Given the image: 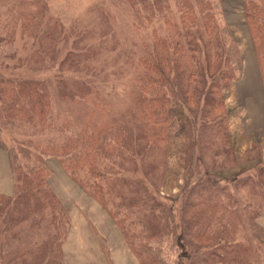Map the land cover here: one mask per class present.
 <instances>
[{"label":"trees","instance_id":"trees-1","mask_svg":"<svg viewBox=\"0 0 264 264\" xmlns=\"http://www.w3.org/2000/svg\"><path fill=\"white\" fill-rule=\"evenodd\" d=\"M124 2L128 10L133 50L128 53L120 51L123 61L115 69L112 66L110 70L102 67V71L98 72L99 68L84 62L87 58L84 51L73 49L64 69V62H61L59 79L54 84L39 77L0 78V122L3 125L10 123L11 128L21 130L19 140L13 146H4L0 141V151L5 153L16 181L12 194H0V201L15 204L14 209L9 211L7 206L0 205V236L3 229L5 233L18 225L34 229L44 217H49L52 226L48 227L50 234L38 253L33 255L32 261L21 258L29 252L35 253L37 243H30L28 248H17L15 241L12 248L8 246L6 257L0 243V259L3 260L0 264H39L46 247L48 252L44 264H60V244L65 236L62 235L61 217L63 213L67 217L69 209L47 181L56 166L80 191H85L99 202L125 238H128L129 232L122 225L121 219L125 218H118L119 206L124 205L130 211L135 210L133 206H146L152 202L150 221L153 223L146 238L161 237L164 224L172 223L169 218L171 209L164 202V196L156 198L148 191L149 195L141 200L133 195L147 192L148 185L140 176L135 177L136 170L126 168L125 162L133 163L131 156L155 162L168 153L169 140L179 129V123L171 113L174 107L187 110L184 124L187 147L191 146L199 118L205 122L200 129H205L207 123L215 126L217 117L198 110L212 101L213 107V99H219L223 104V91L237 80L238 50L226 28L227 23L220 18L223 21L220 25L214 7L207 0ZM239 3L249 49L252 48L255 55L264 94V3H259V0H239ZM234 52L236 58L232 61ZM65 70L69 75L64 73ZM83 70L85 75L91 76L90 79L80 76ZM117 95L126 99L127 113L135 124L134 134L126 132L118 121L117 115H121L122 111L113 107ZM69 103L72 104L71 115L69 110L65 112ZM223 135L225 138V132ZM106 149L109 150L110 165L109 170L104 172L99 159ZM116 163L118 166L114 168ZM127 173L133 179L124 178L123 182L130 181L135 187L130 191L132 195L126 197L122 195L126 183L119 185L117 180ZM192 173L189 169L187 174L190 176ZM262 177L264 179V174ZM198 182L209 184H204L205 191L216 189L215 175L200 177ZM142 183L147 189L140 185ZM187 187L185 183L182 192L190 195ZM104 191L106 195H103ZM218 197L216 200L212 198L209 206L215 211L226 210V200ZM156 212L160 213L155 216ZM259 212L255 210L251 219L258 217ZM64 219L68 226L69 219ZM249 224L255 226V223ZM191 227L188 221L180 233L176 232V224L168 232L178 240L186 241L183 239L185 228ZM206 228L192 233L189 238H199ZM11 236L19 239V234L15 232H11ZM227 237L224 231L215 241L203 245L204 248L190 251L210 254L208 264L219 257L222 261L238 264L235 258L242 254L237 248L225 247L221 249L225 253L223 256L217 254L222 246L228 244ZM129 244L132 247V242L129 241ZM179 247L184 251L186 246L179 244ZM142 250L141 247L139 251ZM148 256L150 261L146 264H159L153 254L149 252Z\"/></svg>","mask_w":264,"mask_h":264},{"label":"rangeland","instance_id":"rangeland-1","mask_svg":"<svg viewBox=\"0 0 264 264\" xmlns=\"http://www.w3.org/2000/svg\"><path fill=\"white\" fill-rule=\"evenodd\" d=\"M207 1L214 7L220 25L223 21L227 23L226 28L234 39L239 59L238 64L233 62L237 80L223 91V104L219 99H213V107V101L208 106L199 107L198 112H210L217 117L215 126L207 123L205 129H200L205 122L199 118L191 146L187 147L184 133L187 110L182 109V112L174 107L171 113L177 119L179 129L169 140L168 153L155 162L128 154L134 161L124 165L129 170L135 169L137 174L134 176H140L148 185L147 192L141 191L134 196L143 200L150 191L156 198L160 195L166 198L164 202L171 209L169 218L172 222L164 224L163 235H167L146 238L153 223L150 221V202L146 206H133L135 210L130 211L124 205L118 207V218H125L121 219L122 225L129 232L125 238L99 202L80 191L56 166L47 181L69 209L67 217L64 213L61 217L62 235L65 236L60 244V264H146L150 261L149 252L159 260V264H208L210 254L203 255L204 251L192 253L190 250L204 248L203 245L215 241L224 231L228 235V244L222 246L217 254L223 256L225 253L221 249L225 247L237 248L242 254L235 258L238 264H264V94L260 74L258 76L252 48L249 49L239 0ZM259 3H264V0H259ZM129 34V16L124 0H0V78L39 77L54 84L59 79L61 62H64V69L73 49L84 51L87 57L84 62L99 68L98 72L102 67L115 69L123 61L120 51L128 53L133 50ZM234 58L235 52L231 56L232 61ZM64 73L68 74L67 70ZM84 73L83 70L80 76L91 78ZM70 104L65 112L69 110L71 115ZM113 107L122 111L117 118L123 129L134 134L135 124L127 113L124 96L117 95ZM19 135L20 128H11L10 123L3 125L0 122V141L4 146H13ZM99 163L102 171L109 170L108 149ZM117 166L114 164V168ZM189 169L193 171L190 176L187 174ZM214 175L216 189L205 191L204 184H209H199L198 179ZM124 178H133L127 173L117 180L119 185L126 183L122 195L127 197L132 195L130 191L135 185L132 186L130 181L123 182ZM185 183L190 195L182 192ZM140 185L146 188L145 184ZM14 187L16 181L7 157L0 151V194L11 193ZM216 197L226 200V210L215 211L209 206L210 200H216ZM6 202L0 201V205L7 206V211L14 209L15 204ZM255 210L260 214L252 220ZM159 213L156 212L155 216ZM64 218L69 219L68 226ZM188 221L192 227L185 228L183 239L186 241L169 234L168 230H173L175 224L176 232L180 233ZM249 223H255V226ZM49 226V217H44L34 229L24 224L5 233L3 229L0 243L4 247V256L8 246L12 248L15 241L17 248H28L30 243H37L35 253L29 252L21 258L32 261L50 234ZM205 227L199 238H189ZM11 232L19 234V239L12 238ZM179 244L186 246L184 251ZM141 247L143 250L139 251ZM47 249L42 253L39 264L46 262ZM212 263L236 264L222 261L221 257L214 258Z\"/></svg>","mask_w":264,"mask_h":264}]
</instances>
